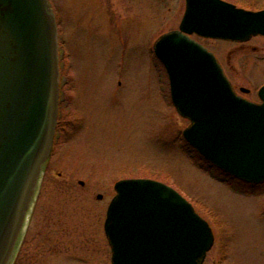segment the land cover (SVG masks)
<instances>
[{"label":"rangeland","instance_id":"obj_1","mask_svg":"<svg viewBox=\"0 0 264 264\" xmlns=\"http://www.w3.org/2000/svg\"><path fill=\"white\" fill-rule=\"evenodd\" d=\"M227 1L264 8V0ZM50 2L63 34L66 71L73 77L72 111L81 114L48 165L38 203V211L47 205L61 210L76 229L64 233L59 262L111 264L102 230L109 197L118 180L145 177L176 188L209 221L215 243L204 264H264V183H246L223 173L186 142L183 129L190 120L174 106L168 74L154 53V42L178 28L186 1ZM194 37L216 54L238 93L260 100L263 35L244 42ZM241 87L250 92L243 93ZM65 168L80 172L73 175ZM27 239L24 234L17 264H43V238L34 237L38 252L31 256Z\"/></svg>","mask_w":264,"mask_h":264},{"label":"water","instance_id":"obj_2","mask_svg":"<svg viewBox=\"0 0 264 264\" xmlns=\"http://www.w3.org/2000/svg\"><path fill=\"white\" fill-rule=\"evenodd\" d=\"M194 35L240 42L264 36V9L186 0L179 27L154 43L172 102L190 120L187 142L232 176L264 182V85L260 101L239 94ZM59 77L50 0H0V264L13 263L52 153ZM115 191L105 220L111 264H204L214 233L180 191L145 177L120 179Z\"/></svg>","mask_w":264,"mask_h":264},{"label":"flooded vegetation","instance_id":"obj_3","mask_svg":"<svg viewBox=\"0 0 264 264\" xmlns=\"http://www.w3.org/2000/svg\"><path fill=\"white\" fill-rule=\"evenodd\" d=\"M106 26L110 28V39H112V36H111L112 29L108 21H107ZM59 27L60 26L58 25L59 66H60V77H59L60 90L59 91H60V94H59V105H58V121H57V126H56L54 146H53L51 156L48 158V160L44 164L40 185L38 187L35 200L28 213L26 231H25V237L26 239L28 238L27 239L28 248H29L28 255L30 256L38 252L37 251L38 249L36 248V244L34 242V237L37 235H40L43 238L45 248H42L41 252L44 255H47L45 259L43 260V264H61L58 259V256H59L58 250H60V248L63 247L62 245L64 241L63 240L64 233L70 234L76 230L73 226H70L68 223H66V220H64L65 213H63L61 210L58 211L54 209L53 207H49L51 205L49 206L47 205L46 207H42V208L40 207V210L38 211L39 197L41 196L43 181L46 176V171L48 170V165L52 161V158L54 157L55 153L57 151L60 152V150L64 147V144H66V141L70 137V133L72 129L78 126L75 124L76 121L74 120V117L76 115L77 116L81 115L80 112L74 113L72 111V101H71L72 99L70 98L71 86H69V83H70L69 81L71 80L72 82L73 77H72V74L70 76V73L66 71L68 68L67 67L68 62H66V59H65L66 54L64 53V48L61 47L64 39H63V34L61 33V29H59ZM59 152H58V155H59ZM58 155L56 156V158L58 157ZM57 163L60 165H63L59 161H57ZM65 169L73 175L80 172L79 169L76 171H69L67 168ZM58 174L61 175L62 172L59 170ZM79 181L82 185H84L83 180H79ZM104 196L105 195L102 193H97V198L100 201L102 200L105 201L106 196L105 198ZM112 198L113 196L111 198L109 197L108 203L111 202ZM39 217L41 218V222L39 220L37 221V218ZM104 223H105V220L102 223L103 224L102 230L105 233ZM108 244L111 249V245L109 241H108ZM19 251L20 250H18V253ZM18 253L16 254L12 264H17ZM49 261H51V263H48Z\"/></svg>","mask_w":264,"mask_h":264},{"label":"trees","instance_id":"obj_4","mask_svg":"<svg viewBox=\"0 0 264 264\" xmlns=\"http://www.w3.org/2000/svg\"><path fill=\"white\" fill-rule=\"evenodd\" d=\"M198 155H199V153H198ZM200 155H201V154H200ZM200 155H199V156H200ZM200 158H201V159H203V160H206V161H208V160H207V159H205V158H204L202 155L200 156ZM209 162H210V161H209ZM218 169H220V168H218ZM220 170H221V169H220ZM221 171H222V170H221ZM222 172H223V173H225L224 171H222Z\"/></svg>","mask_w":264,"mask_h":264}]
</instances>
